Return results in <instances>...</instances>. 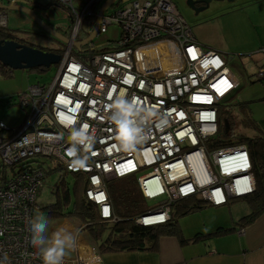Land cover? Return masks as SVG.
<instances>
[{
  "label": "built area",
  "instance_id": "1",
  "mask_svg": "<svg viewBox=\"0 0 264 264\" xmlns=\"http://www.w3.org/2000/svg\"><path fill=\"white\" fill-rule=\"evenodd\" d=\"M52 1L69 19L60 32L65 46L56 72L48 82L16 94L27 109L19 128L0 121V264H42L27 228L52 164L84 174L87 200L109 221L115 218L106 182L135 175L143 197L156 202L135 219L143 226L166 222L171 207L184 198L217 207L254 191L246 145L208 147L218 134L221 109L240 82L218 51L196 40L171 0H114L104 10L107 0ZM11 2L16 0L0 4ZM113 26L116 37L99 40ZM5 27L7 14L0 7V28ZM252 78L264 87V62ZM122 95L136 97L140 107L156 113L145 129L148 138L134 148L122 145L108 119L109 105ZM61 119L73 120L77 128L86 123L95 138L90 151L81 150L84 167L71 166L70 129ZM57 135L63 139H50ZM67 219L53 229L76 237L72 256L65 255L62 264H101L95 247L81 239L83 225L73 228Z\"/></svg>",
  "mask_w": 264,
  "mask_h": 264
},
{
  "label": "rangeland",
  "instance_id": "2",
  "mask_svg": "<svg viewBox=\"0 0 264 264\" xmlns=\"http://www.w3.org/2000/svg\"><path fill=\"white\" fill-rule=\"evenodd\" d=\"M133 1V0H127ZM142 1V0H139ZM177 7L179 13L190 25L196 40L204 46V48L215 49L227 60L230 70L235 75L241 86L237 90L236 96L227 100L221 111H227L234 116L236 122L235 131L250 134L241 123L244 116L242 110L238 107L239 103H248L249 99L264 94L263 85L258 81H253L251 74V61H259L264 58V53L259 51L262 46L257 43L259 41V33H264V0H234L233 2H213L208 8L194 14L192 9L187 5L188 0H171ZM5 3L6 0H0ZM247 2V3H246ZM24 4L31 15H35L44 24H48L53 28H59V35L62 29L69 24V19L55 1L52 0H16L9 4H3L8 8L5 9L7 14L6 29L15 36L21 37L28 43H32L37 47L49 49L64 48V40L57 38L40 25L29 13L22 11ZM95 33L93 34V36ZM117 35V28L110 27L107 32L99 36V40L114 38ZM93 36H91L93 38ZM91 38V39H92ZM253 40L252 43H248ZM255 47L251 52H247L248 48ZM56 64H53L46 72H39L27 69H14L10 77L0 75V121L9 128H19L25 120L27 109L20 106L15 100L17 93L24 92L30 85L37 82H48L55 74ZM7 97H12L13 104L6 103ZM55 164L47 167V175L44 186L40 189L39 202L53 201L55 198L56 187H59V178L64 175L63 170L56 168ZM144 169L141 172H145ZM65 180L71 187L73 177L71 174L64 176ZM73 200V198H72ZM147 206H154L155 201H145ZM244 202H236L230 207L244 208ZM224 207V206H223ZM219 207L206 206L199 210L183 215L178 218L181 234L184 238L182 227H187V232L196 226L202 225V221L211 225L214 219L218 218L217 211ZM206 210V211H205ZM237 210V211H238ZM203 211V212H202ZM244 211V209H243ZM39 213V212H38ZM36 213L35 215H37ZM239 216L244 213L239 212ZM34 215V216H35ZM228 211L220 216L227 218ZM33 216V217H34ZM67 221L73 228H78L83 222L78 217H67ZM62 220H49L48 235L50 236L53 229ZM225 223V222H224ZM211 227V226H210ZM228 228V227H222ZM185 231V230H184ZM215 231V230H212ZM209 233V232H208ZM80 236L87 238L88 234L82 229ZM87 240V239H86ZM88 241L93 245L92 241ZM66 256H72L69 250Z\"/></svg>",
  "mask_w": 264,
  "mask_h": 264
},
{
  "label": "trees",
  "instance_id": "3",
  "mask_svg": "<svg viewBox=\"0 0 264 264\" xmlns=\"http://www.w3.org/2000/svg\"><path fill=\"white\" fill-rule=\"evenodd\" d=\"M53 29L55 31L59 30V28ZM6 40H12L21 45H29L58 55L63 52V48L53 50L37 47L23 38L15 36L6 27L0 28V41ZM47 69L49 68L29 70L46 72ZM13 70L0 62V75L10 77ZM12 100V97H7L6 103L11 105L13 104ZM238 107L244 113L241 119L243 127L252 129L254 133L245 134L235 131L234 116L227 111H221L218 120V134L208 141L209 148L244 144L250 155L251 171L255 180L254 191L246 196L230 199L227 203L232 205L244 201L248 205L249 213L231 227H218L210 233H196L191 238H184L181 234L178 218L203 207L212 206L197 197L184 198L175 202L171 207L170 218L164 223L149 226L137 224L135 219L141 214L153 210L155 205L147 206L135 175L113 178L106 182L115 221L101 219L97 206L87 200L85 196L86 176L81 173L71 174L73 183L70 187L64 178L70 173L65 170H63L64 175L59 178L60 186L56 187L54 200L43 204L39 202L38 212L44 213L48 220L71 216L78 217L83 222L82 228L87 232L93 243L92 246L99 254L120 251H153L157 248L158 240L164 236L175 237L181 244H184L190 241L208 239L244 227L253 222L264 211V133L259 131L258 126L250 118L246 104L239 103ZM54 170L57 169L54 168Z\"/></svg>",
  "mask_w": 264,
  "mask_h": 264
},
{
  "label": "crops",
  "instance_id": "4",
  "mask_svg": "<svg viewBox=\"0 0 264 264\" xmlns=\"http://www.w3.org/2000/svg\"><path fill=\"white\" fill-rule=\"evenodd\" d=\"M22 6L26 7L24 4ZM50 27L53 28L52 26ZM258 39L257 43L263 47L259 51L262 52L264 49V33H259ZM252 41L250 40L248 43H252ZM254 48H248L247 52H251ZM263 62L264 58L259 61L249 62L251 78L255 68ZM240 86L241 84L231 98L236 96ZM247 102L246 109L250 118L258 126L259 131L264 133V94L258 93L257 97L255 96ZM248 130L250 134L254 133L252 129ZM228 205L217 206L220 208L216 210L218 218L212 221L211 227L207 225L204 219L202 225L189 229L188 232L186 226L182 227L184 236L191 238L196 233H210L218 227H231L249 213L246 203L244 208L242 207L240 210L234 208L235 206L230 207ZM226 211H228L229 216L226 215L227 218L225 219L220 215ZM239 212H243L244 215L239 216ZM81 239L91 244L88 241V236L87 240L83 237ZM99 255L101 264H264V211L253 222L244 227L237 228L229 233L212 236L208 239L181 244L175 237L164 236L158 240L157 248L153 251H120Z\"/></svg>",
  "mask_w": 264,
  "mask_h": 264
},
{
  "label": "clouds",
  "instance_id": "5",
  "mask_svg": "<svg viewBox=\"0 0 264 264\" xmlns=\"http://www.w3.org/2000/svg\"><path fill=\"white\" fill-rule=\"evenodd\" d=\"M109 108L111 114L108 119L116 126L122 145L134 148L148 138L145 129L152 117L156 115L154 110L140 107L136 97L129 99L123 95L117 97ZM60 122L65 128L70 129V147L67 149V155L72 158L71 166L73 168L84 167L87 157L81 155V150L85 153L90 151L95 140L89 131V126L85 123L77 128L73 120L61 119ZM164 123L166 121L161 119L160 124ZM50 139L59 141L63 139V136L57 135ZM48 228L49 220L44 213H38L30 218L27 228L30 234V245L36 249L35 255L41 259L42 264H62L66 251L75 246L76 237L64 229H58L49 236ZM7 259L5 253L4 260L7 261Z\"/></svg>",
  "mask_w": 264,
  "mask_h": 264
},
{
  "label": "water",
  "instance_id": "6",
  "mask_svg": "<svg viewBox=\"0 0 264 264\" xmlns=\"http://www.w3.org/2000/svg\"><path fill=\"white\" fill-rule=\"evenodd\" d=\"M114 0H107L102 7L104 10L108 4H110ZM210 1H223V0H195L190 2L187 1V5L194 11V14H197L199 11L203 10L204 7L195 8L194 4L196 3H204L208 4ZM232 1V0H226ZM0 7L5 10L8 7L0 4ZM22 11L31 13L21 6ZM31 15V14H30ZM40 25H42L50 34L56 36L57 38L64 40L65 38L62 35H59L57 31L53 28L44 24L40 19H38L35 15H31ZM93 36V35H91ZM89 37L85 41L80 43H76V47H80L81 45L86 44L92 37ZM60 60V56L56 53L43 51L39 48H35L29 45H21L12 40L0 41V62L11 69H35V68H49L53 64H57Z\"/></svg>",
  "mask_w": 264,
  "mask_h": 264
},
{
  "label": "flooded vegetation",
  "instance_id": "7",
  "mask_svg": "<svg viewBox=\"0 0 264 264\" xmlns=\"http://www.w3.org/2000/svg\"><path fill=\"white\" fill-rule=\"evenodd\" d=\"M192 1H195V0H190V2ZM234 0L232 1H227V2H233ZM213 2H226V0H223V1H210L208 4H204V3H196L194 4V7L195 8H200V7H204V9L208 8ZM189 7V6H188ZM190 8V7H189ZM191 9V8H190ZM203 9V10H204ZM193 11V10H192ZM194 12V11H193ZM186 21V20H185ZM190 26V25H189Z\"/></svg>",
  "mask_w": 264,
  "mask_h": 264
},
{
  "label": "snow or ice",
  "instance_id": "8",
  "mask_svg": "<svg viewBox=\"0 0 264 264\" xmlns=\"http://www.w3.org/2000/svg\"><path fill=\"white\" fill-rule=\"evenodd\" d=\"M191 51H192V50H190V52H191ZM193 55H194V53H193ZM241 190H244V189H241ZM102 198H103V197H101V199H102ZM104 214H105V215L108 214V210H107V209L104 210ZM160 219H162V218H160Z\"/></svg>",
  "mask_w": 264,
  "mask_h": 264
}]
</instances>
